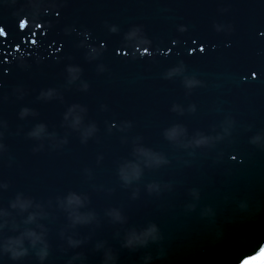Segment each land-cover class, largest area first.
I'll return each instance as SVG.
<instances>
[{"label":"water","instance_id":"obj_1","mask_svg":"<svg viewBox=\"0 0 264 264\" xmlns=\"http://www.w3.org/2000/svg\"><path fill=\"white\" fill-rule=\"evenodd\" d=\"M0 27V264L264 245V0H0Z\"/></svg>","mask_w":264,"mask_h":264},{"label":"clouds","instance_id":"obj_2","mask_svg":"<svg viewBox=\"0 0 264 264\" xmlns=\"http://www.w3.org/2000/svg\"><path fill=\"white\" fill-rule=\"evenodd\" d=\"M113 31H115V29H113ZM138 30H132L130 31L129 33L126 34V39L128 40H136L138 39ZM71 70V69H70ZM178 71H180V69H172L169 71L168 75L171 76L175 73H177ZM197 82L194 81V80H188L186 81V84L187 86L191 87L193 86L194 84H196ZM75 123H79V118L76 119ZM43 131L42 127L40 129H38L36 132L32 133L33 135H39V133ZM209 137H205V136H199L197 137L193 142L199 146V145H202V144H206L208 143L209 141ZM260 137H256L254 138V141L255 140H259ZM143 154V153H141ZM68 204H73V203H76V204H80L81 201H80V198L78 196H76L75 194H70L67 198H66ZM13 207H15L16 205H12ZM23 206V205H22ZM29 219H32V217H29ZM156 229L154 226L148 228V229H145L144 232H142L141 234L135 236V239L136 241L140 242V243H146L147 242V239L151 236L152 238H155L153 236V233H155ZM30 235L32 236H36L35 233H30ZM36 239L38 240L39 237L36 236ZM35 242V241H34ZM132 243V240H129V244ZM9 251H12L13 252V257H18L20 255H23V251L22 250H19V251H13L11 248L9 249Z\"/></svg>","mask_w":264,"mask_h":264},{"label":"snow or ice","instance_id":"obj_3","mask_svg":"<svg viewBox=\"0 0 264 264\" xmlns=\"http://www.w3.org/2000/svg\"><path fill=\"white\" fill-rule=\"evenodd\" d=\"M30 21L29 19H20L19 20V28L21 30L25 29L28 27ZM36 28L42 27L41 23H36L35 24ZM9 35L8 32H6L4 27H0V38H6ZM35 42V41H34ZM147 51V50H145ZM241 264H264V245H261L259 250L254 254L245 257L242 261Z\"/></svg>","mask_w":264,"mask_h":264}]
</instances>
